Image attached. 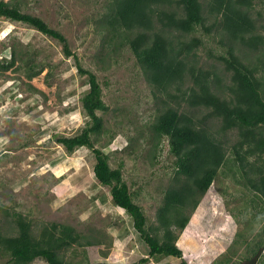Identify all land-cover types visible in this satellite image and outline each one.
I'll return each instance as SVG.
<instances>
[{
  "label": "rangeland",
  "instance_id": "374dc122",
  "mask_svg": "<svg viewBox=\"0 0 264 264\" xmlns=\"http://www.w3.org/2000/svg\"><path fill=\"white\" fill-rule=\"evenodd\" d=\"M12 2L63 33L83 66L97 74L109 106L99 114L105 127L116 135L108 144L109 132H105L96 146L110 154L112 166L124 161V178L132 190H138L135 199L143 206L148 225H155L164 191L174 179V156L165 139L163 150L154 158L150 125L160 105L159 94L146 80L130 47L121 37L115 39L120 42H112L99 22L109 1ZM255 10L264 11V0L256 2ZM213 22L210 18L206 26ZM194 35L202 36L205 44L197 51L200 65L219 71L229 81L217 59L227 49L219 43L224 39L220 30L207 34L199 26ZM14 49L43 70L29 79L19 60L7 70L0 68V206L10 213L25 214L36 233L44 223L72 225L84 244H74L66 252V259L73 264H132L147 257L149 247L134 228L132 217L113 203L110 188L96 179L93 151L80 147L69 153L57 141L58 136H72L86 125L81 98L89 89L87 76L79 73L74 56L65 54L59 40L27 23L0 16V63L8 62ZM195 112L206 115L205 109ZM215 122L207 119L209 125ZM228 137L230 145L238 139L235 131ZM227 170L220 169L208 192L199 196L198 207L188 209L191 219L187 228L176 229L177 244L189 264H242L249 251L241 239L235 242L236 233L250 239L262 227L260 208L250 201L255 197L253 191L225 175ZM2 214L0 210V217ZM87 238L98 244L85 245ZM227 257L230 263L220 262ZM181 261L162 256L150 258L146 264ZM32 264L49 263L37 259Z\"/></svg>",
  "mask_w": 264,
  "mask_h": 264
},
{
  "label": "trees",
  "instance_id": "16d2710c",
  "mask_svg": "<svg viewBox=\"0 0 264 264\" xmlns=\"http://www.w3.org/2000/svg\"><path fill=\"white\" fill-rule=\"evenodd\" d=\"M108 1L99 22L112 42H120L115 39L121 37L130 47L146 80L159 94L160 105L150 125L154 158L163 150L165 139L174 156V179L164 191L156 224L148 225L145 210L135 199L138 190H132L125 180L124 161L112 166L110 154L96 146L105 132H109L108 144L116 135L105 127L99 114L107 112L109 106L97 74L83 66L63 33L43 18L24 12L18 3L0 0V16L27 23L59 40L65 54L74 56L79 73L88 78L89 89L81 98L88 117L86 125L72 136H58L57 141L69 153L80 147L93 151L96 179L110 188L113 203L129 213L149 247V255L132 264H146L150 258L162 256L181 258L179 264H189L177 244L176 229L187 228L191 219L188 209L198 207L199 196L208 192L223 167L228 169L225 175L250 187L255 196L250 201L260 208L262 227L253 237L236 233L235 242L241 239L249 251L242 264H264V11L255 10L259 0ZM210 18L214 22L206 26ZM199 26L207 34L220 30L224 39L219 43L227 49L217 59L229 81L219 71L200 65L197 51L204 39L194 35ZM21 54L14 49L11 59L0 63V68L7 70L19 60L32 79L43 67L38 69L34 61ZM199 109H205L206 115H197ZM208 118L216 121L215 127L207 123ZM234 131L238 139L230 145L228 134ZM133 139L129 137L130 144ZM0 210L4 214L0 217V264H32L37 259L73 264L66 259V252L74 244L84 245L82 235L72 225L44 223L36 233L32 220L22 212L10 213L5 206ZM93 244L98 241L87 238L85 245ZM224 261L230 263L231 259L220 262Z\"/></svg>",
  "mask_w": 264,
  "mask_h": 264
}]
</instances>
